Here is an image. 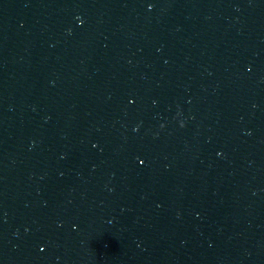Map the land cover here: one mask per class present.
<instances>
[{"label":"water","instance_id":"water-1","mask_svg":"<svg viewBox=\"0 0 264 264\" xmlns=\"http://www.w3.org/2000/svg\"><path fill=\"white\" fill-rule=\"evenodd\" d=\"M101 0H0V264H28L59 127Z\"/></svg>","mask_w":264,"mask_h":264}]
</instances>
